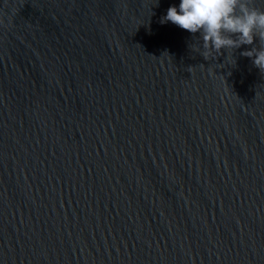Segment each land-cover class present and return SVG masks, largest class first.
Masks as SVG:
<instances>
[{"label":"water","instance_id":"obj_1","mask_svg":"<svg viewBox=\"0 0 264 264\" xmlns=\"http://www.w3.org/2000/svg\"><path fill=\"white\" fill-rule=\"evenodd\" d=\"M179 3L0 0V264H264V72Z\"/></svg>","mask_w":264,"mask_h":264},{"label":"clouds","instance_id":"obj_2","mask_svg":"<svg viewBox=\"0 0 264 264\" xmlns=\"http://www.w3.org/2000/svg\"><path fill=\"white\" fill-rule=\"evenodd\" d=\"M160 22L199 33L202 51L196 50L205 59L222 49L252 45L241 55L252 58L254 66L264 72V9L252 0H180L178 8L170 6Z\"/></svg>","mask_w":264,"mask_h":264}]
</instances>
